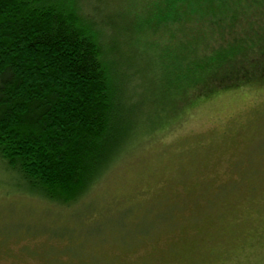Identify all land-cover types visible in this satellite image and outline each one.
<instances>
[{"label":"trees","instance_id":"16d2710c","mask_svg":"<svg viewBox=\"0 0 264 264\" xmlns=\"http://www.w3.org/2000/svg\"><path fill=\"white\" fill-rule=\"evenodd\" d=\"M245 86L264 87V0H0V166L63 207L139 129Z\"/></svg>","mask_w":264,"mask_h":264},{"label":"rangeland","instance_id":"374dc122","mask_svg":"<svg viewBox=\"0 0 264 264\" xmlns=\"http://www.w3.org/2000/svg\"><path fill=\"white\" fill-rule=\"evenodd\" d=\"M162 120L71 207L0 166V264H264V87Z\"/></svg>","mask_w":264,"mask_h":264}]
</instances>
